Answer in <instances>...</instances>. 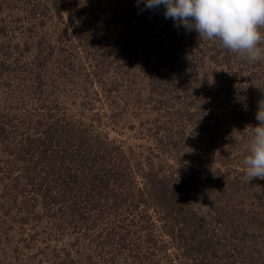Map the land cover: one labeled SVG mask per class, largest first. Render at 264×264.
<instances>
[{
    "label": "rangeland",
    "instance_id": "1",
    "mask_svg": "<svg viewBox=\"0 0 264 264\" xmlns=\"http://www.w3.org/2000/svg\"><path fill=\"white\" fill-rule=\"evenodd\" d=\"M145 3L0 0V264H264V58Z\"/></svg>",
    "mask_w": 264,
    "mask_h": 264
},
{
    "label": "clouds",
    "instance_id": "2",
    "mask_svg": "<svg viewBox=\"0 0 264 264\" xmlns=\"http://www.w3.org/2000/svg\"><path fill=\"white\" fill-rule=\"evenodd\" d=\"M165 8V18L194 30L199 39L218 40L233 53L255 62L264 58V0H146L145 7ZM249 154L244 160L249 181L264 180V106L256 113Z\"/></svg>",
    "mask_w": 264,
    "mask_h": 264
}]
</instances>
